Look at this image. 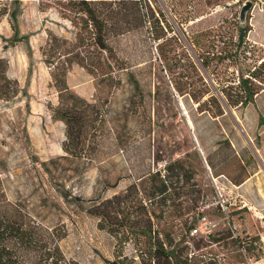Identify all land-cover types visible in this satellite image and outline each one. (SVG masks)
Masks as SVG:
<instances>
[{"label": "rangeland", "instance_id": "1", "mask_svg": "<svg viewBox=\"0 0 264 264\" xmlns=\"http://www.w3.org/2000/svg\"><path fill=\"white\" fill-rule=\"evenodd\" d=\"M170 1L158 0L156 10L162 5L168 14ZM67 3L23 0L10 5V17H0V73H6L12 93L0 98V189L5 198L56 228L62 235L60 249L74 264H108L117 255L140 264L126 235L100 229L82 208L92 198L123 194L133 182L139 184L138 196H144L150 175L158 174L157 179L166 177L171 195L166 205L151 207L153 229L160 237L171 235L185 264L255 262L235 239L249 243L259 237L255 253L264 251V92L246 107L223 103V115L213 118L216 110L205 102L212 93L222 99L217 83L237 77L230 59L210 54L205 69L187 42L158 43L146 28L109 38L113 53L99 54L89 44L83 14ZM204 11H198L202 16L193 24L196 28L230 19L237 11L239 22L250 27L246 43L256 58L264 55L260 0L228 1ZM51 36L60 39L57 55L75 50L108 63L104 72L113 75L112 83H102L75 63L67 72L70 92L92 104V123L79 157L64 153L65 125L54 117L59 93L43 56ZM225 70L230 73H221ZM65 100L63 96V104ZM60 156L68 160L52 163L51 174L71 192L69 199L80 200L72 199L70 205L59 198L41 167ZM256 171L259 176L249 183L242 207L233 185ZM143 200L150 205L146 196ZM202 217L212 224L211 233L191 235Z\"/></svg>", "mask_w": 264, "mask_h": 264}, {"label": "trees", "instance_id": "2", "mask_svg": "<svg viewBox=\"0 0 264 264\" xmlns=\"http://www.w3.org/2000/svg\"><path fill=\"white\" fill-rule=\"evenodd\" d=\"M21 1L23 0H0V17L7 14L10 5ZM157 1L68 0L67 4L71 9L78 8L83 14V29L90 36L89 44L99 54L113 53L112 47L108 44L109 38L146 28L158 43L181 42L184 45L187 42L205 69L209 66L207 56L210 54L230 59L231 64L237 67V77H233L227 84L217 83L223 101L212 93L205 102L215 108L213 118L223 115V103L228 107H246L254 102L256 96L264 92V55L256 58L254 47H249L246 43V35L250 27L239 22L237 11L230 19H221L212 26L206 28L193 26L202 16L198 15L199 10L206 9L202 13H209L208 11L216 6L225 7V2L238 3L240 0H172L171 3L168 2V14L161 8L162 5L159 11L156 10L155 4L159 3ZM260 1L264 5V0ZM9 14L10 12L7 14L8 17H10ZM178 28L181 33L177 31ZM59 43V38L51 36L48 43L49 49L43 51V56L47 67L52 68L51 78L59 93V106L54 111V117L65 125L66 139L62 147L63 151L68 155L79 157L82 153L83 137L92 123L89 116L92 104L70 92L66 84L67 72L75 63L85 68L94 77L100 78L102 83H112L113 75L104 72L105 69H110L108 63L94 61L92 57L81 55L75 50L74 53L71 51L57 55ZM68 54L71 55L68 56ZM239 57L243 61L239 60ZM62 58H66L64 62H61ZM190 67L194 72V64ZM230 67L231 65L228 68ZM221 73L230 72L225 70ZM0 80L4 82L0 86V98L3 95L10 96L12 93H9L6 73H0ZM132 83L133 88L137 89L136 81L133 80ZM201 83L206 87L202 78ZM63 96L66 99L64 104ZM68 102L70 103L67 104ZM58 160H68V157L60 156L55 160L42 162L41 167L50 178L49 181L55 184L54 190L59 198L70 205V200H80L78 197L69 199L71 192L65 189L63 182L52 177L50 165ZM169 168L166 167V171H169ZM156 175H150V185L144 189V196L150 205L143 200L144 196H138L139 184L133 182L123 194H114L107 198H92L82 211L95 219L100 229L107 228L110 234L115 236L126 235L124 240L133 243L140 264H185L181 260L182 252L174 244L171 235L165 234L164 237H160L161 234L153 229L151 207L156 202L161 206L166 205L171 195L168 193L169 185L166 177L157 179L159 175ZM220 176L222 175L217 177ZM193 227L194 225H191L189 231ZM229 237L231 235L226 238ZM61 239L62 235L57 233L56 228L38 221L27 207L19 202L8 201L3 189H0V264H74L73 261L64 257L59 246ZM249 240V243H246L237 238L235 245L246 254V257H253L257 262L259 255H264V251L255 253V244L259 242V237H252ZM108 264L135 263L127 256L117 255Z\"/></svg>", "mask_w": 264, "mask_h": 264}, {"label": "crops", "instance_id": "3", "mask_svg": "<svg viewBox=\"0 0 264 264\" xmlns=\"http://www.w3.org/2000/svg\"><path fill=\"white\" fill-rule=\"evenodd\" d=\"M258 176H259V171L258 172L256 171L252 174H248V175L244 176V178L242 180H238L237 183L235 185H233L234 188L236 189V196H238L239 198L242 199V200H240L241 202H244L246 204V191H248V185H249V183L254 182L258 178ZM254 186H255L256 192H258V194H259L260 193L259 189L256 188V185H254ZM250 264H264V258H262L261 260H259L257 262H253Z\"/></svg>", "mask_w": 264, "mask_h": 264}, {"label": "built area", "instance_id": "4", "mask_svg": "<svg viewBox=\"0 0 264 264\" xmlns=\"http://www.w3.org/2000/svg\"><path fill=\"white\" fill-rule=\"evenodd\" d=\"M242 207H246V204L242 202ZM226 220H229V217H226ZM212 231V224L206 219V217H202L197 225L191 230L190 234L191 235H208Z\"/></svg>", "mask_w": 264, "mask_h": 264}, {"label": "water", "instance_id": "5", "mask_svg": "<svg viewBox=\"0 0 264 264\" xmlns=\"http://www.w3.org/2000/svg\"><path fill=\"white\" fill-rule=\"evenodd\" d=\"M246 7H247V5L245 6V7H243V9H242V11H241V17L243 16V14H244V11L246 10ZM242 25H243V23L242 22H240Z\"/></svg>", "mask_w": 264, "mask_h": 264}]
</instances>
